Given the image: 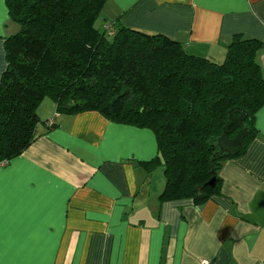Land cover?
I'll use <instances>...</instances> for the list:
<instances>
[{
  "label": "crops",
  "instance_id": "0c3cea01",
  "mask_svg": "<svg viewBox=\"0 0 264 264\" xmlns=\"http://www.w3.org/2000/svg\"><path fill=\"white\" fill-rule=\"evenodd\" d=\"M99 15L102 28L162 33L217 63L235 34L264 39V0H105ZM18 29L0 0V79ZM255 59L264 76V48ZM46 100L35 140L0 166V264H264V106L197 203L160 200L154 131L95 110L54 116Z\"/></svg>",
  "mask_w": 264,
  "mask_h": 264
},
{
  "label": "trees",
  "instance_id": "16d2710c",
  "mask_svg": "<svg viewBox=\"0 0 264 264\" xmlns=\"http://www.w3.org/2000/svg\"><path fill=\"white\" fill-rule=\"evenodd\" d=\"M17 32L5 38L0 79V161L36 138L37 108L50 98L58 113L95 110L107 119L154 131L163 168L160 200L205 201L218 170L240 155L264 106V76L255 54L264 39L235 34L225 60L187 53L162 34L95 20L105 0H5ZM245 113L239 150L218 153L230 116ZM49 120H46L47 125ZM52 126V124L50 125ZM216 177L215 185L206 183Z\"/></svg>",
  "mask_w": 264,
  "mask_h": 264
},
{
  "label": "water",
  "instance_id": "95a60500",
  "mask_svg": "<svg viewBox=\"0 0 264 264\" xmlns=\"http://www.w3.org/2000/svg\"><path fill=\"white\" fill-rule=\"evenodd\" d=\"M244 119V112H240L238 116L233 114L230 116L218 140V153L232 155L239 150L247 133V129L243 126ZM215 181L216 177L213 176L206 184L212 187Z\"/></svg>",
  "mask_w": 264,
  "mask_h": 264
},
{
  "label": "rangeland",
  "instance_id": "374dc122",
  "mask_svg": "<svg viewBox=\"0 0 264 264\" xmlns=\"http://www.w3.org/2000/svg\"><path fill=\"white\" fill-rule=\"evenodd\" d=\"M102 15H99L98 17H97V19L95 20L96 22H95V26L98 28V29H102V23H103V21H102ZM47 103H48V105H50V102H52V105H51V107H52V112H53V114L55 113V110H56V106H55V103L50 99V98H47ZM44 103V102H43ZM43 103H42V105H43ZM41 105V106H42ZM40 106V107H41ZM39 107V106H38ZM39 107V108H40ZM38 108V109H39ZM37 109V110H38ZM56 113H57V111H56ZM38 114V116H40L41 118H46V117H42L43 116V112L41 113H37ZM54 116H55V114H54ZM39 117V118H40ZM41 120H43V119H41Z\"/></svg>",
  "mask_w": 264,
  "mask_h": 264
},
{
  "label": "built area",
  "instance_id": "2783aa9c",
  "mask_svg": "<svg viewBox=\"0 0 264 264\" xmlns=\"http://www.w3.org/2000/svg\"><path fill=\"white\" fill-rule=\"evenodd\" d=\"M53 122H54L53 119H50L48 124L51 125V124H53ZM7 162H8V160H6V159L5 160H1L0 161V166H4ZM200 264H211V261L208 260V259H202Z\"/></svg>",
  "mask_w": 264,
  "mask_h": 264
}]
</instances>
